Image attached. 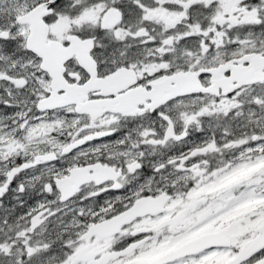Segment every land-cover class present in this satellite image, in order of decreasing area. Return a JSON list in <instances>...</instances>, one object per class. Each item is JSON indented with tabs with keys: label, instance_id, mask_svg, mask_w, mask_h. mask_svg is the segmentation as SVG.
<instances>
[{
	"label": "snow or ice",
	"instance_id": "obj_1",
	"mask_svg": "<svg viewBox=\"0 0 264 264\" xmlns=\"http://www.w3.org/2000/svg\"><path fill=\"white\" fill-rule=\"evenodd\" d=\"M0 264H264V0H0Z\"/></svg>",
	"mask_w": 264,
	"mask_h": 264
}]
</instances>
